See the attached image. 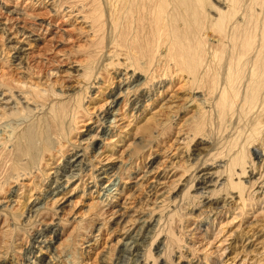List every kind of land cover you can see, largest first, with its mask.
<instances>
[{
  "label": "bare ground",
  "instance_id": "bare-ground-1",
  "mask_svg": "<svg viewBox=\"0 0 264 264\" xmlns=\"http://www.w3.org/2000/svg\"><path fill=\"white\" fill-rule=\"evenodd\" d=\"M27 5L40 6L50 13L47 16L65 17L68 22L78 18L84 43L79 56L66 57L59 67L49 65L44 73L22 64L30 54L27 45L39 39L31 33L43 23L36 20L40 17L26 21L19 9H6L5 16L0 15L4 46L12 51H4L3 56L10 55L13 66L24 69V76L0 73V248L5 246L1 264H15L6 255L16 253L24 241L23 235L15 237L20 217L24 222L35 218L47 204L63 212L74 203L72 192L82 196L85 191L92 197L95 193L96 200L85 205L94 230L103 226V220H96L102 211L112 220L117 218L115 244L131 239L122 244L130 257L123 255L126 258L118 263L202 264L211 248L214 260L220 262L235 231L230 226H240L247 215L264 216V0H25ZM14 20L23 24L10 35ZM42 63L46 65L45 60ZM71 75L73 83H67ZM53 76L57 79L51 81ZM178 79L188 92L165 95L164 89ZM101 100L104 103L97 105ZM122 102L130 104L126 119ZM95 107L100 110L88 118L87 128L79 130L83 139L76 142L78 114L86 117ZM176 124V141L184 145L172 147L169 164L149 181L141 204L148 207L152 198L162 203L154 211L167 203L166 210L157 211L155 221L162 224L165 219L170 226L166 225V232L159 230L164 234L159 241L162 248L157 249L162 251L154 256L150 246L158 236L148 238L146 244L145 239L138 240L145 229L151 230L155 211L143 217L142 207L128 210L126 200L130 189L154 174L158 160L151 159L136 176L126 170L143 156L137 154L141 147L156 142ZM86 140L88 145L78 146ZM65 152L70 155L50 171ZM187 170L190 176L164 201L165 187L182 181ZM131 177L137 178L128 181ZM43 180L55 185L42 190ZM6 186V194H1ZM98 205L108 209L97 213ZM183 213L193 215V230L203 228L204 247L174 234L172 224L176 216L185 218ZM50 224L44 223V229L49 231ZM80 227L87 229L84 223ZM50 233L54 240L36 231L24 254L46 249L47 264H81L74 252H68V261L60 259L64 231ZM27 259L25 264H35Z\"/></svg>",
  "mask_w": 264,
  "mask_h": 264
},
{
  "label": "rangeland",
  "instance_id": "rangeland-1",
  "mask_svg": "<svg viewBox=\"0 0 264 264\" xmlns=\"http://www.w3.org/2000/svg\"><path fill=\"white\" fill-rule=\"evenodd\" d=\"M1 1L4 2L3 5L0 6L1 17H3V15L5 16V14H6V12L3 10L7 9V11H8L10 9H19L20 13L24 12V19L26 21L31 22L33 19L40 17L39 19H36V20L38 22L40 20H41V22H43L42 24H39L36 26L37 27L36 32L33 31L31 33L32 37H38L39 39L31 41L32 43L30 45H27L28 47H31V49H29L30 54H28L23 59V62H22L23 66H24V63H25V65L31 64V66L34 67L35 69L38 67L39 69L42 70V72L45 73L46 69L50 67L49 65H51V67H56V66L59 67V66H61V64H63L62 62H64L61 60H66V57L70 58V57L79 56L82 53V49H83L82 45L84 43V39H83L84 33L80 34V32H82V31L79 28L80 24H79L78 18H77V20L76 19L74 20V18L70 19V21L68 22V20L67 21L64 20L65 17L62 18L59 16L57 17V16H51V15L49 17V16H47V14L49 15L50 13H45L43 8H38L40 6H38V7H36V6L33 7V5L24 6L25 0H22V1L19 0L18 3H16L15 0H0V4H1ZM29 7H32V8H29ZM42 11L44 12V14L41 13ZM25 14H31L32 17L30 15H27V17H26ZM32 14H34V15L37 14V15L35 17H33ZM76 21H78V22H76ZM14 22L16 23L15 25H14ZM22 24L23 23L20 20H14L13 23L11 24L14 26V28L12 27V31H11L12 33L10 35H13L14 32H16L15 30L20 29L18 27L22 26ZM29 25L30 24L28 23L27 28H29ZM40 26H41V28H40ZM76 28H79V29L77 30ZM79 34H80V36L81 35L82 36L81 37L78 36ZM3 38H4V35H3L2 31L0 30V73L9 74L10 72H12L14 75L16 74L15 76H21V75L24 76L23 74H21L22 72H24V69H17L15 66H13V61L10 59V55L6 58L3 56L4 51L10 50L9 47L4 46L5 42H4ZM24 42H27V40L25 39ZM11 53H12V51L10 50L9 54H11ZM42 60H45V63H46L45 66L43 65L44 63H42ZM48 60H50L53 63L49 64ZM157 72H159V71H157ZM115 76H116V74H115ZM71 78H72V81L69 82L66 80L67 83H73L74 79H73L72 75H71ZM54 79H57V77H54V76L50 77L51 81H53ZM179 79L175 80L170 86L167 87V89H164V90H166L165 95L167 93H169V94L173 93L174 95H176L177 93L181 94L182 92L185 93V91L188 90V88L187 89L184 88L185 85L183 84V81L179 80ZM116 80H117V78H114L115 82H116ZM55 84H58V83H55ZM160 90H162V89H160ZM93 92H92V94H93ZM187 92L188 91H186V93ZM102 103H104V101L101 100V101H97L96 104L100 106ZM120 107H121V112H123V116H124L123 118L124 119L128 118V116L126 115V111L128 114L131 113V109H129L130 104L124 105V102H122ZM99 110L100 109L96 108V107L93 109H90V115H87L86 117L83 114H78V117H77L78 123L76 124L77 129L75 130L76 132L74 134L76 142L80 141V138L83 139L81 137L82 134H80L79 130L87 128L88 124L84 125V124H86L85 122L87 120H89L88 118L93 116ZM175 122H177V120L174 121V124H175ZM178 126H179L178 124L173 125V128L171 130L169 129V132H167L166 134L164 133V135H160L159 137H157L156 142L154 141L148 146L145 145L144 148L141 147L139 149V153H137V154H141L143 156L139 157L137 159V162H136V160H134L131 167H129L131 169L128 168L126 170L127 174H129L131 171H134L135 173H133L131 176H136V173L138 171L144 169L143 166H147L150 163L151 159H157L158 160L157 161L158 163L156 162L154 164V165H157L156 168H154L152 171V172H154V174L151 177H149L148 179L142 180L141 183L139 184L140 186L138 185L139 187L138 186L133 187L132 189H130V191H128L129 193H131V196L126 200V203H127L126 205L129 207V209L127 207L128 210H131L130 207L135 208L136 206L137 207L140 206V207H142L140 211H141L143 217L144 216L146 217V216H149L150 214H152V211H153L152 208L154 206H158V204L159 205L162 204V203H157V200H156V202L153 201V198H152L151 200L147 201L148 207H147V205H145L146 207L141 206V204L144 203L143 200L145 199L147 190L149 189V187H148V185L150 184L149 181L152 179L153 176L157 175L158 171L161 172L162 170H165L166 169L165 167H167V165L169 164L170 157L172 156V153L174 152V148H172V147H174L177 144L175 146V149H176L178 145L179 146L181 145V147H182V145H184L183 143L182 144L177 143L176 138H175L177 136L176 131L178 129ZM83 137H84V135H83ZM173 138H175V139H173ZM173 140L175 142H173ZM171 141L173 143H171V145H170ZM81 142H84V144H79L78 146H84L86 144L88 145L87 140L81 141ZM193 143H194V141H192V143H189V147H191V148H189V150L194 147ZM144 144H146V143H144ZM169 146H171V147H169ZM168 147H169V149H168ZM147 148H149V149H147ZM166 149H168V150H166ZM87 152H88L87 155H89V152H90L89 149ZM68 154L70 155V153L65 152L63 154L62 158H56L55 162H53L50 165V168H49L50 171H54V169L57 165L59 166L62 162H64L63 158H65L66 156H69ZM190 161L195 162L196 159H193ZM57 162H59V163L56 164ZM125 163L126 162L123 161V164H122L123 167H127V165L125 166ZM136 165L141 166V169L137 170L138 166H136ZM186 165H188V163H186L185 165H182L178 170H183L184 167H186ZM188 170L193 172V170H191V169H188ZM188 170H187L186 174L184 172V176L182 175L183 176L182 181L181 180H179V181L177 180V182L174 181V182H172V184H169V188L165 187L166 192L164 193L165 196L163 197L164 201L168 200L166 195L170 196V194L182 182H184V180H186L190 176L191 172ZM135 178H137V177H131L130 180H128V181H134ZM44 181L45 180H43L42 181L43 183H41L42 190H45L46 188H48V186H52V185L54 186L55 185L52 183L48 185L49 182L47 181V183H44ZM87 181H89V179ZM92 188H90V189H92ZM7 189H8L7 186L4 187V191L1 192V194L5 195L6 194L5 190H7ZM81 193L82 192H79L76 195V192H75V194H74V192H72L71 199L74 203H73V205L69 206V208H66L63 212L55 210L54 206L50 207L49 204H47V206L45 208H42V209L38 210V212H36L37 214H36L35 218L37 220L34 217L33 218L31 217L24 222L25 218L23 219L22 217H20L18 223H20L21 228H20V231L16 232L15 237L18 236L21 238L22 235L24 236V238H23L24 241L22 240V242H21L22 247L20 246L21 249H18V251L16 253H12L11 251H8L7 252L8 254L6 255V257L11 258V260L13 262H15V264H25L26 262H28V259H27L28 257L30 259H32L35 264H47L48 256L50 255L49 250L44 249L42 252H36V254L35 253L24 254L25 250H26L25 246L27 245L28 242L31 241V237L34 235V233L36 231H38V230L42 231L45 234H47L48 236H51L52 240H54L56 237H54L53 233H50V232H52L56 229L60 230V228L62 229V231H64V233L61 237V240H63V242L66 241L65 242L66 244L62 245V247H64V248L59 249V253L61 254V255L59 254L61 256L60 259L63 258V260H67L68 259L67 258L68 252H74L79 257L78 261H80L81 264H106V263L107 264L108 263L109 264H113V263L117 264L121 258L130 257L127 254V252L124 251L125 248L123 249L124 245H122V244L126 241H131V239H129L128 237L122 238L120 240L121 242H119L118 245H117V243L115 244V240L117 239V234H118L117 230H116L117 225L115 224V220H117V218H114L115 220L114 219L112 220L110 218L109 214H106L104 212L102 214V211H101V213L99 214L100 219L99 220L96 219V220L98 222H101L103 220L101 222L103 226H101V228L99 229V232L94 230V228L96 226H95V224L92 223V221L89 220L92 217V215H89L90 211L89 212L86 211L87 207L85 205L88 204L90 201L96 200V198L94 197L95 193L93 194L94 198L92 197V195H86L87 191H85L82 196H80ZM119 199L122 200V198H120V197H119ZM157 199L160 200V198H157ZM166 204L167 203L164 202V204H163L164 207H161V209L154 208L155 212L153 211L154 214L151 215V217H152L151 221L152 222H151V225L148 226V228L151 227V230L149 231V230L145 229L141 233L142 236H140L139 240H138V241H143L145 239V241H146L145 244H146L147 242H149V240H151L150 238L155 239L154 237H156V235H157L158 237L155 239L154 243L152 241L153 244H151V246H150L151 247L150 251H151V253H153L154 256H157V254L160 253V251H162V250H159L160 248H162V246H160L159 241H160V239H162L161 236L164 233L161 235L162 230L160 232H159V230L163 229V232H166V228L167 227L169 228V226H170L168 222H165L166 221L165 219H162V221H161V222H163L162 224L160 222L158 224V222L155 221L157 214H158L157 211L159 212V210H160V212H162V211L166 210V207H165ZM98 208H99V210H98ZM102 208L108 209V205H102V206L98 205L97 206V213H99V211ZM62 213H64L63 216H62ZM148 213H149V215H147ZM253 214H256V212ZM253 214H251V215H253ZM102 215H104L103 218H102ZM186 215H187L188 219H186ZM189 215L190 214H184L183 217H185V218H183V219L179 218V216H176V218L172 224L173 225L172 230H173L174 234L176 231V234H178V235H176V234L175 235L177 237H179L181 240H182L181 237H183V239L185 238L186 240H187V237H190V239L191 240L193 239V241L195 242V245L197 246L198 243L202 244L200 242V240L202 239L201 231L203 228L193 230L192 225H194V217H193V215H191V216H189ZM38 218H40V219L38 220ZM42 219H44V220L42 221ZM70 219H72V220H70ZM180 219H181V221H180ZM8 220L10 221V219H8ZM87 221H90V222L86 223ZM50 222H51L50 226H47V228L50 229L48 231V229H44L45 228L44 223L48 224ZM164 222H165V224H164ZM82 223H84V225L87 226L86 230H83L80 227L82 225ZM155 223H157V224H155ZM163 224L165 226H163ZM166 225H167V227H166ZM236 225L237 224L230 226V231L235 230L232 233L234 235L231 234L232 237H229V240H227L226 245H229V247L226 249V252H225L223 258L221 259V261L217 262L214 260L215 257L212 254V252H210L211 249H213V248L210 247L211 249H210V251H208V254H206V257H205L207 259H203L202 264H212V263H214V264H232V263L240 264V262L243 259H245V264H250V263L255 264L257 262L260 264H264V249L262 248L263 247L262 245H264V216L258 215L255 219H253V217H251L250 215H247L246 218H242L240 226L236 227ZM156 226H157V228H156ZM190 228H191V230H190ZM157 232H159L160 234H157ZM144 234H147V236ZM206 236H207V238L211 239V237H208V235H206ZM219 236H222V234H220ZM148 238H149V240H148ZM204 238L206 239V237H204ZM188 241H189V239H188ZM217 243H218V241L216 240L215 244H217ZM203 244L205 245V243H203ZM203 244H202V247H204ZM2 246H4V245H2ZM157 246H159L160 248L157 249L158 248ZM4 247L0 248V250H1L0 252H2V254L5 251ZM172 249H174L173 252L175 253V251L177 250V246L176 247L174 246ZM157 250H159V252ZM56 252H58V251H56ZM9 253H12V254H9ZM64 254H66V255H64ZM196 254H199L200 257L203 256L201 252L196 253ZM25 255H29V256L25 257ZM104 255L106 258H102V257H104ZM123 255L126 257H124ZM36 256H39V257H36ZM115 257H117V258H115ZM101 258L104 260H102ZM192 261H194V260H192ZM229 262H232V263H229ZM193 263H196V259ZM0 264H1V262H0ZM5 264H10V262H6ZM118 264H120V263H118ZM148 264H151V262H149Z\"/></svg>",
  "mask_w": 264,
  "mask_h": 264
}]
</instances>
